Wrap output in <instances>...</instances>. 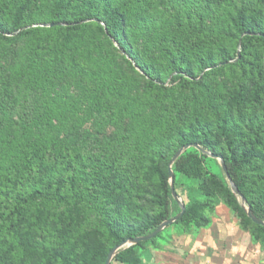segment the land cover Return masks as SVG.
Instances as JSON below:
<instances>
[{
  "label": "trees",
  "instance_id": "16d2710c",
  "mask_svg": "<svg viewBox=\"0 0 264 264\" xmlns=\"http://www.w3.org/2000/svg\"><path fill=\"white\" fill-rule=\"evenodd\" d=\"M188 143L174 191L206 199L167 227L206 226L220 195L264 246L206 166L264 221V0H0V264H104L180 212Z\"/></svg>",
  "mask_w": 264,
  "mask_h": 264
},
{
  "label": "rangeland",
  "instance_id": "374dc122",
  "mask_svg": "<svg viewBox=\"0 0 264 264\" xmlns=\"http://www.w3.org/2000/svg\"><path fill=\"white\" fill-rule=\"evenodd\" d=\"M83 128L91 129L87 123L80 132ZM206 166L214 173L223 172L216 158L206 159ZM200 184L201 180H196L189 189L183 184L178 187L176 193L183 205L182 201L190 200L189 195L198 203L206 199L198 190ZM178 213L173 208L172 217ZM204 213L210 219L206 226H165L158 232L155 243H147L138 250L141 264H264V246L241 228L238 218L220 195L213 198L211 207Z\"/></svg>",
  "mask_w": 264,
  "mask_h": 264
},
{
  "label": "water",
  "instance_id": "95a60500",
  "mask_svg": "<svg viewBox=\"0 0 264 264\" xmlns=\"http://www.w3.org/2000/svg\"><path fill=\"white\" fill-rule=\"evenodd\" d=\"M190 146H194L197 149H200L196 144H192V143H188L185 144L183 146H181L171 157L168 166H167V171H168V178H169V183H170V189H171V193L172 196L174 197V199L177 201V203L180 205V212L174 216L171 217L169 219L164 220L163 222H161L154 231H152L151 233H149L148 235L145 236H140V237H135V238H127L126 240L122 241L121 243L117 244L116 246H114L107 254L106 259L104 264H110V261L112 259V257L114 256V254L123 248H126L132 244L137 243L138 241H142V240H147L150 239L151 237L155 236L159 231H161L165 226L169 225L170 223H172L173 221H175L177 218H179L182 213L184 212V205L180 202L176 192L174 191V186H173V181H174V175H173V171L171 169V164L174 162V160L188 147ZM201 150V149H200ZM202 152H204L203 150H201ZM211 157L216 158L220 161V164L222 166V170L226 176V178L228 179V183L230 185V189L232 190V192L234 194H236L237 196H239L240 201H241V207L243 209V211L245 212L246 216L253 222L259 225H264V221L258 219L250 210V208L245 205V199L244 197L240 194V192L238 191L237 187L235 186V184L233 183V181L231 180L230 176L228 175L227 169L224 165V162L222 160V157L219 155H214V154H209Z\"/></svg>",
  "mask_w": 264,
  "mask_h": 264
}]
</instances>
